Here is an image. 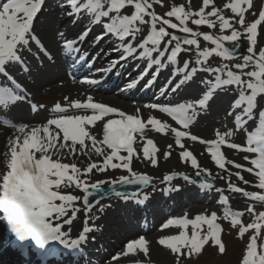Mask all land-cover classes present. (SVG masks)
Returning <instances> with one entry per match:
<instances>
[{
  "label": "snow or ice",
  "instance_id": "6c2138e0",
  "mask_svg": "<svg viewBox=\"0 0 264 264\" xmlns=\"http://www.w3.org/2000/svg\"><path fill=\"white\" fill-rule=\"evenodd\" d=\"M188 3L191 5L192 0ZM44 5L45 0H4L0 3V113H9L24 103L30 105L33 113L45 107L32 101L31 93L21 82V79L30 77L32 60H39L41 53L52 59L34 28ZM154 5L162 6V0H64L61 7L70 8L68 15L75 19L84 15L88 21L77 41H69L62 32L58 33L62 46L74 49L75 44L99 24L104 31L96 37L97 43L104 36L111 35L119 41L113 51L123 50L125 53L121 60L134 56L149 61L142 76L155 66V78L161 70L172 65L169 83L176 81L170 89L173 93L196 78L198 73L208 74L199 78L204 90L201 97L175 105L154 103L145 106L166 113L179 127L155 116L144 119L139 115L140 109H136V114H126L116 107L94 102L91 96L84 102L75 100L66 106L57 102L52 111L67 113L69 108H74L90 110L92 114H62L35 126L0 116V126H10L16 133L8 137L7 160L0 165V223L5 225L8 246L20 255L34 253L40 264H49L51 259H58L66 253L85 257L90 235L99 230L95 224L98 217L88 215L95 205L113 195L124 199L136 195L120 190L119 185L148 186L151 182L150 176L132 168L133 158L136 157L138 162L141 159L134 144L144 140L149 126L157 133L174 134L175 145L181 149L182 162L190 163L196 176L209 178L202 184L204 189L214 188L215 177L186 147L185 138L208 146L206 150L211 160L218 170L226 173L219 175V179L225 180L231 193L241 194L248 201L260 202L264 207V48L257 47L258 26L264 24V10L249 22L246 13L253 7V0H226L222 6H216L215 0H202L198 10L186 9L180 4L171 7L164 15L158 14ZM226 10L230 15H226ZM141 26L148 30L142 40L136 41L137 35L143 31ZM201 27L217 31H201ZM242 38L248 42L244 53L240 52ZM202 41L211 46H202ZM216 57L225 62L212 66L210 58ZM79 59L82 62L86 57L81 54ZM111 63L115 66L119 61ZM82 82L97 83L90 78ZM221 90L236 94L228 113L233 116L235 127L217 130L211 140L193 135L190 127L197 117L208 111L210 102ZM168 91L166 87L161 94ZM64 99L67 101L68 97ZM112 114L118 118L106 120L102 139H98L89 126L95 127L98 121H105ZM253 121L254 126L248 130L247 125ZM241 130L245 131L246 145L231 141ZM224 146L254 154V158L244 156L251 166L227 158L222 151ZM167 147L172 149L173 145ZM142 151L143 159L156 165L159 149L152 139L146 140ZM93 154L97 159H93ZM163 155L167 159L171 152L166 151ZM81 156L87 160L78 165L72 158L78 160ZM229 165L236 171H232ZM116 169L127 170L130 175L89 182L94 170L105 173ZM245 172L252 174L253 180L246 179L242 174ZM173 175H183V179L189 180L184 174ZM173 175L166 176L165 180L171 181ZM105 184L109 187H103ZM249 185L254 190L245 187ZM76 190L82 195L73 194ZM215 190L223 191L220 188ZM221 201L228 205L229 197L222 195ZM81 211L85 214L84 225L73 237L71 228L66 226H71ZM98 211L102 212L103 207ZM246 213L253 218L251 222H244ZM223 218L231 227L237 228L240 238L247 236L240 264H264V236L261 235L264 210L258 211L255 204L249 203L243 211L226 208ZM219 219L216 212L198 214L194 219L186 215L170 219L162 228L175 225L182 230L178 235L160 238L158 243L175 255V264L199 256L206 246H215L218 253L225 254L224 229ZM138 252L145 258L149 256V241L143 236L128 241L112 259L116 261Z\"/></svg>",
  "mask_w": 264,
  "mask_h": 264
},
{
  "label": "bare ground",
  "instance_id": "6f19581e",
  "mask_svg": "<svg viewBox=\"0 0 264 264\" xmlns=\"http://www.w3.org/2000/svg\"><path fill=\"white\" fill-rule=\"evenodd\" d=\"M224 2H226V0H215L216 6H222V4ZM87 20H88L87 16H85V18L83 20H78V22H76L73 25L71 30L67 31L68 34L72 33L76 28H79V27L83 26L84 24H86ZM99 26L93 27V30H91V31L94 32L95 30H97V28H99ZM111 41H112V43H114L113 40H111ZM108 44H110V43H108ZM199 78H197L198 79L197 82H199ZM54 81H55L54 83H48L47 80H44V81L39 82L38 84L37 83L32 84L31 81H28V82H26V84L29 85V86H27L30 88L29 92L31 93V96L34 95V97H35V95H37L38 93H41L42 91L48 92V94H53V95L57 94L58 96L60 95V96H64V97L67 96L68 100L65 102L68 104L69 102L75 101V100H80L81 102H84V101H86L88 96H91L93 98L94 102H98L99 100H103V101L107 102L109 105H111L113 107L120 108L125 113L127 112V114H136V109H140L139 115H141V117L144 119L155 116L156 118L161 119L162 121H166L168 123L173 124V126H176V125H174V122H172L169 118H165L163 113H160L159 110L150 109L148 107H145L146 105L126 104L125 102L122 103V101L120 99L136 100V101H141V102L145 101L144 99H147L148 101H153V92L151 95L141 93L139 86H135L132 89L131 88L127 89V86H124L125 92L123 91L122 92L123 94L118 96L115 93H114V95L109 94L108 89L112 86V83L109 81H107L103 85H98V86H91L90 85L87 87H84L83 85L80 86V85H77L76 83L68 81V79L64 76H61V77L58 76V78L55 79ZM120 82L121 83L127 82V80L124 79V80H121ZM175 82L176 81L174 80L173 82H171V84L174 86ZM197 82L194 83V86H197ZM163 87L165 88V83L161 84V88H163ZM203 91L204 90H201L199 88H195L190 92V94H192L191 96L197 97ZM234 96H236V94L231 92L230 90H228L226 92H225V90H221L215 94V99L223 108L227 109V108H229L231 98ZM177 98H178V100H183V98H185V93L184 94L175 93L171 99L166 98V96L162 95V98L158 104L163 103V101L165 103H169L173 100H176ZM98 103H101V102H98ZM69 109L71 110L69 112L70 114L73 112V114L77 115L78 112L74 111L73 108H69ZM20 112L24 113V111H20ZM17 117H19V116H17ZM17 117H15V118H17ZM26 117L27 118H25V116H20L19 119H22L24 121L27 119H30V122H34V118H36V120L38 122H39V120L42 122L43 121L46 122L50 118H56V116L53 114V112L50 109H46L45 107L43 110L38 111L34 117H29V118H28V116H26ZM198 120H199V122L197 123L198 124V132H199V135L201 134L200 135V137H202L201 139L211 140V139L215 138V132L217 130L225 131L224 126L220 123V121L218 120V116H216V115H215L214 120H209V118L206 114H201V116ZM149 127H151V126H149ZM102 129H103L102 126H101V129L97 126L96 127H92V126L89 127V130L91 132H93L94 134H96L98 139H102ZM5 133H7V132H4V133L2 132L0 134V165L6 163L7 152H8V149L6 147L7 139L9 136H11V134L10 135H2ZM157 134H159V136H155L156 137L155 139L154 138H148V137L146 138V139H152L154 141L155 145L157 146V148L159 149V151L156 153V159H157L156 165H153V164H151L150 161L143 159V152L141 149H143L144 145L146 144V141L142 142V143L137 141V143L134 144V147L137 148V153L141 159H140V162H138L136 157L133 158L134 159L133 164H132L133 171H136V172L142 173V174H147L148 176L153 177L154 179H157L156 187L153 188L152 190L148 191V193H147L149 195V202H155L160 198L159 197V189H160L159 183L161 181H163L165 179V177L168 176L169 174L173 175V174L179 173V174H185V175H194L196 172V170L190 166V163H184V162H182L181 158L178 157L179 150L176 146H173L172 149H169L167 147L169 144H172L170 142L171 139L173 140V138H174V140H175L174 134H172L171 132L157 133ZM186 141H187V144H186L187 147L193 151L194 155H197L198 161L200 162L202 167L211 170L214 177L219 178V175H226V173H224L222 170H218L214 163H210L209 155H208V153L205 152V148L207 147V145L201 144L199 141H195L194 144H189L190 143L189 140H186ZM77 147L79 148V146H77ZM166 151L171 152V155L168 156L167 159H165L164 155H163L164 152H166ZM232 151H234V152H232L233 156L231 158V155H229V159H233V158L236 159L237 157L239 159H242V158H244V156L249 155L248 153L239 152L238 150H235V149H233ZM72 159L78 165L81 164V161L87 160V158L84 156H81L78 160L75 157H73ZM93 159H97L95 157V155H93ZM0 171H2V169H0ZM121 175H130V174L127 172V170H122V169L109 170L105 173H97L94 170V174L91 175V179L89 182H94L96 180H101V179H104V180L117 179ZM176 176H178V175H176ZM204 176H206V175H204ZM245 177H246V179L251 180V177H247V176H245ZM235 179L236 178L233 177L234 181H235ZM220 181H221L222 190H225L227 192V194H229L230 196L232 194H234V193H231L227 188L225 189V187H227L225 180L220 179ZM236 182L241 183L239 181H236ZM176 183L177 182H174L173 184H171L169 182L170 185H173L175 187L177 186ZM103 187L106 188V187H109V185L105 184V185H103ZM245 187L247 188L249 186H245ZM165 188H166V186H165ZM189 188L193 189V193H196V191L200 193V191H201V189L199 187H197L196 185H190ZM201 192L203 193L202 197H205L206 192H203V191H201ZM214 193L215 192H212L206 199L204 198L202 200V202H201V199L197 200L194 198L195 200L190 201V204L185 205L186 207H185L184 214L194 216L193 219L195 218L196 215L202 214L204 212L202 204L203 205L208 204L209 199L212 202H216ZM73 194L82 195L80 190H76L75 192H73ZM229 195H228V197H229V201H230L231 199H230ZM117 199H113V200L116 201ZM110 201L111 200L102 203L98 208L105 207L104 205L106 204V208L112 209L113 205H110V203H109ZM235 202L237 203V201H235ZM77 203L79 204L80 202H77ZM116 204L119 207L123 206V204L120 202L119 199L117 200ZM124 204H125V206L129 205L126 203H124ZM214 205L219 209L226 208V206L224 204H221V203L219 204L218 201ZM83 215L85 216L83 211H81L80 213L77 214V219L73 222L74 227H76V226H82L83 227L84 224L82 223V225H81V222H80L83 220ZM98 215H100V218L98 217ZM98 215L97 216L95 214L90 215L91 217H98L97 219H95V224L100 222V220L112 221L115 218L113 213L112 214H105L103 212H99ZM91 223H92V221H90V224ZM66 227H68V226H66ZM159 228L160 227L158 224L152 223L149 225L148 228L140 227V229L139 228L132 229V231H130V232L126 233L124 236H122L118 243H116L115 245L105 249L104 255H103L104 257L102 260H100L99 264H103V262L106 260V258L111 256V254H113L114 251H117V250L123 248V246L128 241L133 240V239H137L140 236L145 237V239H147L149 241V240L155 239L156 237H161V238L166 237V236H168V234L175 235V233H172V231H175V228L173 226H169L168 231H165L164 229H163V231H159ZM132 256L137 258V259H145L143 254L139 253V252L136 253L135 255L132 254ZM147 258H151V259L154 258V259H158L160 261H167L169 259H172V253L169 249H166L165 247H162V248L158 247L157 249L151 248V249H149V256ZM124 260H125L124 258L122 260L119 259V260H116V262H114V263L111 262L110 264H123ZM141 262H142V260H141ZM141 262L139 261V263H141ZM143 262H144V260H143ZM145 263H148V262L146 261Z\"/></svg>",
  "mask_w": 264,
  "mask_h": 264
},
{
  "label": "rangeland",
  "instance_id": "374dc122",
  "mask_svg": "<svg viewBox=\"0 0 264 264\" xmlns=\"http://www.w3.org/2000/svg\"><path fill=\"white\" fill-rule=\"evenodd\" d=\"M180 4H184L186 9L191 7L192 10H198V7L202 6V0H192L191 5H189L188 0H162V6L161 5H154V8H155V10H156V12L158 14L164 15L166 13V11L171 9V7L179 6ZM261 10H264V0H254L253 1V7L249 10L248 13H246V21L251 22V21L255 20L256 18H258L259 12ZM56 15L58 16V14H56ZM56 15L54 16V13L44 14V20L46 21V23H48L51 26V29L49 31H46V32L43 31V30H38L36 32V34L38 36H40L41 38L44 37L49 43H56V40H57V35H58L59 31L56 32L55 30H52V29H54L56 27V24H57V22L55 23ZM226 15H230V12H228L227 10H226ZM59 19H61V16H59ZM85 25L86 24H84L82 26L81 30L77 32V35H75L76 36L75 38L78 39V37L81 36V34L85 30ZM190 26H192V25L190 24ZM193 27L195 28L196 26H193ZM141 28L144 29L146 27L145 26H141ZM200 30L201 31H214V32L217 31V30L207 29L206 27H201ZM225 34H227V33H225ZM144 36H142V38ZM96 37L97 36L94 35L92 40L89 41V42L92 43V44H95L96 43ZM201 40H202V38H201ZM242 43L245 44V47H247L248 42L246 40H243V38H242ZM56 45H58V43H56ZM202 46H211V45H210L209 42H203L202 41ZM257 47L258 48H264V24H262L261 26H258V44H257ZM101 49H104V46ZM210 62L212 64V66H217V64L224 63L225 61H223L219 57H216V58H210ZM229 63H232V62H229ZM201 74L204 75L206 73H200V75ZM148 83H149V81L146 82L147 86H148ZM197 86H198V84H197ZM189 87H190V90L191 89L193 90V89L196 88V87H194L193 84H191V86H189ZM141 91L144 92L143 89ZM192 97L193 96L189 95V98H186V100H195L199 96H197L195 98H192ZM64 98L65 97H63V96H57V95H52V94L48 95L46 93H39L38 94V98L36 99V104H38V105L42 104V105L45 106V105H50V104H53V103H57L59 101L61 103V105H64L65 104ZM235 98H236V96L231 98L230 104H229V108H227V109L223 108L221 105H218V103H217V105H218L217 106L218 107L217 110H219V111H217L218 112V116L222 117L223 120H225V122H228V124H227V128L228 129H232V128L235 127L234 121H233V116L231 117V116L228 115L230 107L232 105V102H233V100ZM120 100L122 101V103L125 102L126 104H137V105L139 104V105H141V103L136 102V101H129V100H123V99H120ZM100 101H101V103L105 102L103 100H100ZM28 108H30V105L28 106ZM18 109H22V110L24 109L29 114L26 105H21V107L18 108ZM259 110H260L259 107L255 110L257 114H258ZM163 115H166V114L163 113ZM28 122H29V120H28ZM254 124H255V121L251 122L249 125H247V129L248 130L252 129ZM189 131L193 135H197L199 137L201 135V134L199 135L198 125H196V124H193L190 127ZM146 133L147 134H146V136L144 138V141L147 140L146 139L147 137L155 139L156 138L155 136H159V134H157V132H155L154 129H152L150 131L146 130ZM200 138H202V137H200ZM231 141L232 142H239L240 144H242V143L244 144L246 142L245 131L244 130L239 131L234 137L231 138ZM170 142L173 145L174 138H173V140L171 139ZM192 144H194V143H192ZM231 153H232V151L228 152V156ZM178 157L180 158L179 153H178ZM234 161L240 163L239 162L240 160L234 159ZM242 161L243 162H247V161L244 160V158H243ZM246 166H248V165L246 164ZM249 166H251V165H249ZM229 168H231L232 171H235L231 166ZM243 174L248 177V174H246V173H243ZM193 176H196V175H193ZM201 177H203L205 179L208 178L207 176H204V175H201ZM215 182H218L219 185L218 186H214V188L211 189V190H215L216 188H220L221 187V181H220L219 178L215 177ZM226 188L227 187H225V189ZM247 188H248V190H254L250 185ZM215 192H217L216 194H219L218 191L215 190ZM194 195L196 197H199L201 199V202L205 198V197H202L201 193H199V192L194 194ZM184 196H187V195H184ZM216 200H218V196H216ZM235 201H237V203ZM249 203L255 204L258 211L264 210V207H261L260 202L248 201L246 198H243L241 196V194L237 195V196H233V201L231 200V205H233L231 210L232 211H243V210L246 209V207L249 205ZM214 204H215V202H212V201H210L209 204H206V205L202 204V207L204 209V212L202 214L210 215L212 212H216L218 217H220V220L223 221L225 232H224L222 240H223V242L226 245V253L225 254L218 253V250H217V248L215 246H206L205 250L199 256H195L194 255L191 258L183 259L182 260V264H240L241 256H242V253L245 251L248 239L246 237L242 239V238H240L238 236L237 228L231 227L230 226V222L223 218L225 211H221ZM92 212H94V210H92ZM92 212H90V214ZM175 215L178 218H183L186 215L188 218L193 219V216L188 215V214H184V211H182V210L177 212V214H175ZM243 219H244V222L248 223V222H251V220L253 218L249 217L247 215V213H246L245 217ZM204 228L206 230V227H204ZM168 230H166V231H168ZM181 230L182 229H179L177 227L175 229V231H172V233H175V235H178ZM189 233H191V227L189 228ZM168 235H170V234H168ZM160 238L161 237H156L155 239L149 240V249H151V248H153V249L156 248L157 249L158 247H160V248L164 247V246H162V245H160L158 243V240ZM117 253H120V251H117ZM122 258L125 259L123 261V264H129L131 262H133L131 264H135L134 262H138V261H141V260L142 261L144 260V261H147V262L150 261L151 263H156V264H159V263L160 264L161 263L162 264H175V259H176L174 254H172V259H169L167 261H160V260L154 259V258H152V259L151 258L137 259V258L133 257L132 254H129V256H127V257H121V260H122ZM112 260L113 259L109 258L104 263L105 264H110Z\"/></svg>",
  "mask_w": 264,
  "mask_h": 264
},
{
  "label": "water",
  "instance_id": "95a60500",
  "mask_svg": "<svg viewBox=\"0 0 264 264\" xmlns=\"http://www.w3.org/2000/svg\"><path fill=\"white\" fill-rule=\"evenodd\" d=\"M242 51H243V47L240 48V52H242Z\"/></svg>",
  "mask_w": 264,
  "mask_h": 264
}]
</instances>
